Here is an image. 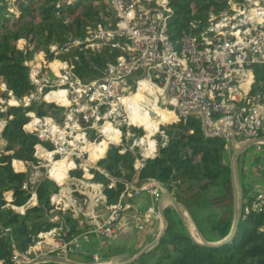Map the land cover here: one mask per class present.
<instances>
[{
  "label": "built area",
  "instance_id": "1",
  "mask_svg": "<svg viewBox=\"0 0 264 264\" xmlns=\"http://www.w3.org/2000/svg\"><path fill=\"white\" fill-rule=\"evenodd\" d=\"M102 1L110 15L102 23L87 26L82 36L69 35L62 42L53 41L46 46L45 53L36 50L28 38L15 41V49L24 57L23 65L27 68V79L32 89L20 97L7 87V91L0 90V108H4L0 113L5 114L10 107H21L28 109L24 125L32 124L33 117L39 120V124L31 128L23 125V129L38 139L33 146V156L38 160L37 166L43 163L41 166L45 168L48 165L44 178L57 187L49 198L48 221L58 225L38 232L23 252L15 251L11 256L12 264H30L39 257L53 255L65 258L77 255L90 260L88 264H104L107 263L102 262L108 253L107 245L120 235L133 230L141 238H154V230L161 223L156 203L165 189L164 185L154 179L124 183L118 201L107 204L100 177L108 179V187L114 185L115 179L98 165L110 145L119 146L118 154L131 152L133 169L139 172L144 161L156 155V137L160 136V145L165 144L162 127L170 120L157 124V130L149 135L150 130L140 120L144 114L143 98L150 97L160 119L161 113L167 112L177 119L196 118L205 137H216L225 142L224 157L242 141L264 135V87L261 81H255L253 72L255 66H264V22L249 18L253 9L264 8V0H243L239 6L230 3L229 9L210 14L204 28L183 33L175 41L166 32L167 14L170 12L167 0ZM129 11L133 13L131 17L127 16ZM190 27L196 28V25L190 23ZM105 48L118 51L115 62L107 64L100 77H78L75 67L79 54H96ZM54 61L63 63L65 67L53 70L51 64ZM62 78L63 83H60ZM256 85L260 89L254 90ZM76 89L82 90L77 94ZM60 90L65 91V98L69 101L67 105H61L55 99H45ZM96 93H100L99 97L95 96ZM26 96H31L27 105L6 103L13 98L22 101ZM43 105L45 107L39 110L42 114L29 108ZM129 111L136 115L135 122L130 120ZM69 114L71 119H68ZM45 118L51 120L57 131H45L41 137L39 133L50 127L44 123ZM0 121H3L0 125L2 147L5 118H0ZM73 121L78 128H71ZM106 125L119 132L118 143L107 139L113 133L104 131ZM81 133L84 140H75L74 137ZM70 140L72 144L68 143ZM102 140L107 141L103 155L89 161L91 149L88 146L99 145ZM148 141L154 142L155 153L144 157L142 152ZM81 148L88 150L82 151ZM45 152H51V157H46ZM241 155L246 157L244 166L256 172L260 182L256 188L244 185L243 219L250 212L264 211V177L258 173L259 162L264 159V141L254 143ZM61 161L63 164L70 161L76 166L68 168L58 183L49 172L55 166L60 170ZM137 162L139 166H136ZM85 169L89 173L87 176ZM28 180L31 184L36 182L31 181L30 174ZM96 184L101 187L96 194L90 195L94 192L91 186ZM62 186H69V193L76 198L87 200L84 211L75 207L77 201L73 194L69 195L73 199L72 209L65 210L64 204L58 203L59 187ZM143 197L149 199L144 208L136 202ZM31 199L36 202L29 204ZM36 204L37 197L32 192L24 206L14 209L22 208L23 211L19 212L24 213L25 209ZM168 205H171L170 201L166 200L164 206ZM98 206L105 210L104 219L95 215ZM54 210L57 211L52 214ZM57 212L69 213L76 219L78 233L64 237ZM85 217H92L94 221L87 222Z\"/></svg>",
  "mask_w": 264,
  "mask_h": 264
},
{
  "label": "trees",
  "instance_id": "2",
  "mask_svg": "<svg viewBox=\"0 0 264 264\" xmlns=\"http://www.w3.org/2000/svg\"><path fill=\"white\" fill-rule=\"evenodd\" d=\"M242 1L167 0L170 8L168 37L175 41L183 33L201 30L210 14L229 9L230 3L239 6ZM109 15L102 0H0V83L16 97L32 89L23 65L24 57L15 49L17 39L28 38L36 50L45 53L49 43L62 42L69 35L82 36L87 26L102 23ZM190 23L196 28L190 27ZM118 56V51L108 48L96 54H79L75 73L80 78L100 77L106 65L114 63ZM253 72L255 81H261L264 87V66H255ZM256 89L260 87L256 85ZM43 107L45 105L29 108L39 112ZM26 110L10 107L5 114L0 113V118H5L1 133L4 145L0 147V264H12L11 256L15 251L23 252L38 232L58 225L48 221L49 198L57 187L46 178L33 184L28 180L29 166L38 164L33 156V146L38 139L23 129L27 122ZM162 131L166 136L165 144L160 145L161 138L156 137V155L146 159L139 172L133 169L131 152L118 154L119 146H109L105 157L98 161L115 179L114 185L108 187V179L100 177L106 203L118 201L124 183L154 179L185 208L206 242L223 240L230 232L233 218L230 162L223 156L225 142L205 137L200 122L193 116L170 120ZM14 161L21 164V170L16 169ZM245 191L242 186L243 198ZM32 192L36 194L37 204L24 213L15 210L27 203ZM5 193H11L10 200ZM56 214L64 237L78 233L76 219L69 213ZM164 215L167 228L159 243L131 264H264V211L250 212L240 219L229 241L210 247L191 239L172 208L166 207ZM107 247L104 260L123 254L131 256L140 249L126 242Z\"/></svg>",
  "mask_w": 264,
  "mask_h": 264
},
{
  "label": "water",
  "instance_id": "3",
  "mask_svg": "<svg viewBox=\"0 0 264 264\" xmlns=\"http://www.w3.org/2000/svg\"><path fill=\"white\" fill-rule=\"evenodd\" d=\"M259 141H264V135L258 138L247 139V140L242 141L239 144V146L233 149L231 152L230 170H231V184H232V191H233V218H232V225H231L230 232L223 240L215 242V243L206 242L201 237L199 231L197 230L196 226L194 225L192 219L190 218L185 208L179 202H177V200L175 199L172 193L164 189L156 203V209L160 215L161 223H160L159 230L157 234L155 235V237L148 244H146L144 247L138 250L135 254L131 255L128 259L123 260V261H116V262L111 261V262H107L104 264H131L135 260H137L141 255L148 252L149 250H151L153 247H155L159 243L161 237L164 235L165 230L167 228V220L164 215V209L166 208L163 202L164 199L170 201L173 211L176 213L179 220L183 224L185 230L187 231V233L189 234V236L191 237L193 241L197 242L198 244L202 246H208V247L220 246L223 243L229 241L233 237L236 231L237 225L241 219L242 205H243V192H242V188H241L240 181H239V168H238L239 157L245 150H247L254 143L259 142ZM187 222L193 226L196 236H193L190 233V230L187 226ZM43 263L88 264V263L73 260L72 258H65V257H60V256H55V255L39 257L30 264H43Z\"/></svg>",
  "mask_w": 264,
  "mask_h": 264
},
{
  "label": "clouds",
  "instance_id": "4",
  "mask_svg": "<svg viewBox=\"0 0 264 264\" xmlns=\"http://www.w3.org/2000/svg\"><path fill=\"white\" fill-rule=\"evenodd\" d=\"M258 2V0H257ZM133 15V13L131 11H129L127 13V16L128 17H131ZM258 18V22H264V8H255L252 10V15L249 17L250 19L251 18ZM123 26V25H121ZM51 67L53 68V70H55L57 67H60V68H63L65 67V65L63 63H59V62H56L54 61L52 64H51ZM56 75H59V73H55ZM35 76V73H33V77ZM60 83H63V78L60 80ZM0 90H5L7 91V88H6V85L0 83ZM82 89H76L75 91L77 92V94L81 91ZM157 91H160L159 89H157ZM9 95H11L9 93ZM100 93H96L95 96L96 97H99ZM31 98V96H26L24 98H22V101H17L16 99H8L7 100V104H17V103H23L25 105H27V103L29 102V99ZM45 99H55L59 104L61 105H67L69 103V101L65 98V91L64 90H60L58 92H54V93H51L49 96H46ZM73 100H75V97H73ZM4 108H0V111H3ZM93 114H95V109H93ZM27 115H32V113H27ZM68 119H71V115L69 114L68 116ZM175 121L176 120V117L171 113V112H167V113H161V119L159 121H156L155 123H152L150 125V131H149V135H152L153 132H155L157 130V127L156 125L159 124V123H162V122H167V121ZM3 121H0V125H2ZM44 123L45 124H48L50 125V127L48 129H45L43 131H41L39 133V135L41 137H44L45 135V131H50V132H56L57 129L55 128L54 125L51 124V120L48 119V118H45L44 120ZM34 124H39V120H37L35 117H33V121H32V124H26L24 125V127L26 128H31L32 125ZM66 127L68 126L67 124L65 125ZM71 128L75 129V128H78V125L73 121L72 124H71ZM111 130L112 131V135L108 136V140L109 141H112V142H119L118 138H119V132L116 131V129L114 128H111L110 129V126H105V129L104 131H109ZM71 134V133H69ZM63 139V133L61 132L60 133V140ZM75 140H79V141H83L84 140V137H83V134H79L77 136L74 137ZM68 143L72 144L73 142L70 140L68 141ZM106 143L107 141H100L99 145H92V146H88V149H91L90 150V155L88 156V160L89 161H95L96 159H98L99 157H101L103 155V152L105 150V147H106ZM73 147H76L75 144H73ZM37 148H39V145H37ZM86 148H81V150H88ZM56 151H60V149H56ZM71 151V149H69V152ZM155 153V146H154V142L153 141H148L147 142V147L143 150L142 152V155L144 157H151L153 154ZM46 157L50 158L52 153L51 152H45L43 153ZM77 155H79V152H77ZM66 159V157H65ZM16 169L17 170H21V164L19 162H16L14 161L13 162ZM60 170L57 171L56 169H53L49 174L54 177L56 179L57 182H60L61 179L65 176V173H66V170L68 168H72V167H75L76 165L72 164L70 161L67 163V164H63V162L61 161L60 162ZM136 166H139V163L137 162V165ZM81 167H83V165H81ZM85 175H89V173H87V170L85 169ZM93 189H94V192L91 193L90 195H94L96 194V192H98L99 188L101 187L99 184H96V185H92L91 186ZM65 193V191L62 190L61 192V195L63 196ZM5 196L7 199H11V193H5ZM101 199H103V197H100ZM55 199V198H54ZM36 201L35 199H31L29 200V204H34ZM65 207H67V204H65ZM17 211H23L22 208L20 209H17ZM90 214V213H88ZM53 232H55V229H53Z\"/></svg>",
  "mask_w": 264,
  "mask_h": 264
},
{
  "label": "rangeland",
  "instance_id": "5",
  "mask_svg": "<svg viewBox=\"0 0 264 264\" xmlns=\"http://www.w3.org/2000/svg\"><path fill=\"white\" fill-rule=\"evenodd\" d=\"M140 100H141V98H140ZM226 158H229V160H230L231 154L228 157H226ZM245 159H246L245 155H240L239 161H238L239 181H240L241 188H242V186L244 187V185H246L245 176L248 173L247 171L250 170V168H247V166L246 167L244 166V160ZM263 161H264V159L262 158L260 160V162H259L260 169L262 168ZM42 164L43 163H41L38 166L37 165L29 166V174L31 176V181H33V182L38 181V180L44 178V176L47 175V167H48V165H46L47 167L44 168L43 166H41ZM262 172H264V170ZM59 190H60V192H59L60 200L58 199V203L64 204V206H65V204H67V207H65V210L72 209L71 205L73 204V199H71L70 196H69L70 194H73V193H69L71 188L69 186H62V187H59ZM62 190L65 191L63 196L61 195ZM73 196H74V194H73ZM76 201H77V203H75V207L77 209H81L82 211H84V208H85V205L87 203V200L83 201L81 199L76 198ZM148 204L149 203L147 202V203L144 204V206H147ZM144 206H143V208H144ZM167 207L172 208L171 205H168ZM56 211L57 210H54L52 214H54ZM95 215L97 216V218L104 219L105 216H106L104 208L98 206L95 209ZM86 221L87 222L94 221V218H92V217L86 218ZM158 230H159V227H158L157 231ZM157 231L155 232V235H156ZM155 235H154V237H155ZM134 236H135V233L132 230L130 233H126V234L120 235L116 240L112 241L111 245H118L121 242H126V244H128V245L134 244V242H135L134 241L135 240ZM129 257H130V254H125L124 256H122L117 261H123V260L128 259ZM69 258H72L73 260H76V261H80V262L86 263L81 257H79L77 255H70ZM111 261L113 262V258L108 260V261L107 260H103L102 262H111Z\"/></svg>",
  "mask_w": 264,
  "mask_h": 264
},
{
  "label": "bare ground",
  "instance_id": "6",
  "mask_svg": "<svg viewBox=\"0 0 264 264\" xmlns=\"http://www.w3.org/2000/svg\"><path fill=\"white\" fill-rule=\"evenodd\" d=\"M150 97H145V99L143 98V108L142 110H144V114L143 116H141L140 120H142V124L148 129L150 130V125L152 123H155L156 121H159L160 120V116H159V113L158 111L152 107L153 106V101L152 100H149ZM125 100H128V99H125ZM129 115H130V120L135 122L137 119L136 115L134 114V116L132 115V112L129 111ZM53 169H56L57 171L59 170V168L57 166L53 167ZM52 167L50 168V172L53 170ZM49 172V173H50ZM51 176V175H50ZM52 177V176H51ZM54 180H56L54 177H52ZM57 182V181H56ZM58 183H61V182H58ZM166 201V199H165ZM187 226L190 230V233L193 235V236H196L195 232H194V228L191 224H189L187 222Z\"/></svg>",
  "mask_w": 264,
  "mask_h": 264
},
{
  "label": "crops",
  "instance_id": "7",
  "mask_svg": "<svg viewBox=\"0 0 264 264\" xmlns=\"http://www.w3.org/2000/svg\"><path fill=\"white\" fill-rule=\"evenodd\" d=\"M263 170H264V161H263L262 168L258 172L259 174L261 173L262 174L261 176L264 177V172H262ZM247 172L248 173L245 176V181H246L247 186L254 187V188L258 187L260 182H259L258 176L256 175V172L250 171V170H248ZM136 202L138 204H140L141 206H143L145 203H147V202L149 203V199L146 197H143L142 199H139ZM163 202H165V199ZM128 233H130V232H128ZM134 238H135V240H134L135 242H134V244H131V245L133 246V248L136 247V248H140V249L152 240V238L150 236H147V237L145 236L144 238H141L139 235H136V234H135ZM124 255L125 254H123L122 256H124ZM122 256L112 257L113 261L115 260V262H116Z\"/></svg>",
  "mask_w": 264,
  "mask_h": 264
}]
</instances>
